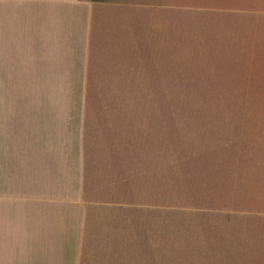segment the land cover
<instances>
[{"label":"rangeland","instance_id":"374dc122","mask_svg":"<svg viewBox=\"0 0 264 264\" xmlns=\"http://www.w3.org/2000/svg\"><path fill=\"white\" fill-rule=\"evenodd\" d=\"M88 1L86 87L0 2V258L236 256L221 181L248 138L264 144V85L236 94L225 76L222 0Z\"/></svg>","mask_w":264,"mask_h":264},{"label":"crops","instance_id":"0c3cea01","mask_svg":"<svg viewBox=\"0 0 264 264\" xmlns=\"http://www.w3.org/2000/svg\"><path fill=\"white\" fill-rule=\"evenodd\" d=\"M5 1L14 2L18 9H28V22L40 24L32 44L41 60L46 56L48 68L54 64L53 70L77 71L81 81L78 85L88 86L91 54L96 31L100 29L95 30L100 26L96 4L88 0ZM221 17L223 37L236 41L232 54L236 59L232 57L231 65L225 64L223 70L234 79L232 88L237 94L251 82L255 89L258 83L264 85V0H222ZM237 155L236 165L233 163L237 167L235 174L227 181L223 176L221 181L223 195L229 193L230 209L237 215L236 224L230 225L228 233L223 228L222 246L237 248L236 256L229 253V258H0V264H264V144L259 146L248 138L243 152Z\"/></svg>","mask_w":264,"mask_h":264}]
</instances>
